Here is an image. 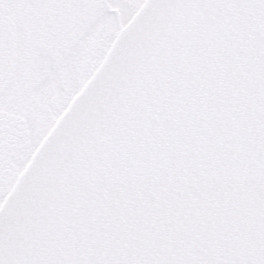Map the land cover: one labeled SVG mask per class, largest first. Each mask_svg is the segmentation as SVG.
I'll return each instance as SVG.
<instances>
[{
	"label": "snow or ice",
	"instance_id": "1",
	"mask_svg": "<svg viewBox=\"0 0 264 264\" xmlns=\"http://www.w3.org/2000/svg\"><path fill=\"white\" fill-rule=\"evenodd\" d=\"M0 264H264V0H0Z\"/></svg>",
	"mask_w": 264,
	"mask_h": 264
}]
</instances>
